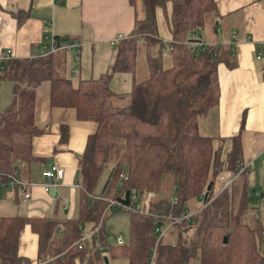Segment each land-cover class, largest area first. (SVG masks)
<instances>
[{
  "label": "trees",
  "instance_id": "1",
  "mask_svg": "<svg viewBox=\"0 0 264 264\" xmlns=\"http://www.w3.org/2000/svg\"><path fill=\"white\" fill-rule=\"evenodd\" d=\"M127 3L134 11L136 0ZM215 9L214 0H142L143 17L134 18L130 33L118 41L109 70L94 79H78L76 84L65 77L60 60H54L53 54L65 47L40 57H11L1 64L0 80L11 83V92L8 105L0 111V182L7 183L19 164L41 161L31 148L33 138L44 132L34 124L36 86L41 82H47L50 108L73 110L75 120L94 124V131L79 157L76 176L81 199L75 218L59 225L57 221L0 218V264H29L17 255L18 235L25 224L37 237L38 256L51 259L45 264H77L85 258V264L104 263L99 246L111 259H124L127 264H187L190 250L197 252L198 264H264V229L259 221L254 227L243 222V213L250 209L245 190L234 201L231 184L223 188L215 181L224 171L236 176L242 168L239 138L230 140V150L221 157L212 148L213 138L199 133V118L218 104L217 65L227 54L216 44L188 46L192 40L188 33L200 30ZM158 11L163 13L169 35L165 41L158 38ZM10 15L18 26L28 17L22 11ZM139 42L145 49L147 77L133 82L128 93L114 94L110 78L133 70ZM164 45L169 68H162L160 58L149 53L150 47ZM125 99L127 104L113 106L112 100ZM67 134L62 125L60 141ZM107 163L112 166L97 192L98 177ZM164 175L170 177L173 190L169 196L174 203L170 197H156ZM262 186L256 195L264 212V166ZM207 187L202 206L188 212L187 204L202 200ZM131 191L138 200L146 192L155 197L148 204L149 216L118 211L127 214L126 242L121 246L106 243L100 227L78 250L82 226L91 224L92 232L102 214L101 225L114 213L107 200L134 203ZM169 218L183 219L169 226L174 228L173 238L162 237L155 246V229L165 227ZM57 227L62 228L60 236L53 235ZM191 227H195V238L189 242Z\"/></svg>",
  "mask_w": 264,
  "mask_h": 264
},
{
  "label": "crops",
  "instance_id": "2",
  "mask_svg": "<svg viewBox=\"0 0 264 264\" xmlns=\"http://www.w3.org/2000/svg\"><path fill=\"white\" fill-rule=\"evenodd\" d=\"M214 1L216 9L210 24L218 28H215L218 38L206 40L202 27L194 33L196 38L192 40L216 44L227 55L217 65L218 104L198 121L199 133L213 138L212 148L220 152L221 157L230 150V140L238 137L242 151L241 170L244 173L250 167L247 166L249 162H254L264 150V0ZM18 11L28 15L19 26L10 15ZM135 16L127 0H0V54L10 51L13 59L40 57L46 55L51 43H56L67 46L58 53L61 57L67 50V60L73 56L77 59L74 63L80 65L88 51V69H85V62L78 69L71 66L68 73L79 72L78 79H94L108 71L113 62L115 52L107 42L115 35H128ZM158 38L167 40L169 35L159 31ZM67 39H72V43H62L68 42L65 41ZM157 48L150 47L152 51ZM257 54H260L258 59ZM114 78L113 74L109 89ZM133 78L125 93L135 82ZM10 92L11 83L0 80V111L8 105ZM74 117L71 109L50 108L47 94L44 101L35 105L34 124L44 132L33 138L31 148L32 155L41 161L17 166L15 177L26 185L28 199H23L19 190L11 188L8 181L0 182V218L57 221L58 225L75 218L81 199L76 176L79 157L87 137L94 131V124L77 122ZM62 125L68 130L64 141H60ZM243 161H247L246 167H243ZM50 165L61 169L63 177L52 181L55 186L45 192L43 185L46 180L41 177V172ZM219 175L215 181L231 184L229 181L232 179L226 173ZM92 227L91 224L82 226V236L89 234ZM61 232L62 228L57 227L53 235L60 236ZM98 254L100 258L107 257L108 261L116 260L110 258L105 248ZM17 255L29 264L51 261L49 257L38 256L37 237L27 224L18 235ZM83 261L86 262V258Z\"/></svg>",
  "mask_w": 264,
  "mask_h": 264
},
{
  "label": "rangeland",
  "instance_id": "3",
  "mask_svg": "<svg viewBox=\"0 0 264 264\" xmlns=\"http://www.w3.org/2000/svg\"><path fill=\"white\" fill-rule=\"evenodd\" d=\"M177 1H181V0H177ZM170 5H171L170 3L167 5L168 9H170ZM134 13L136 15L135 18L137 17L136 19L142 18V16H143L142 0H136L135 6H134ZM211 15L212 14H209L206 16V22L203 25V28L201 31L206 35V40H207V38H209V39H217L218 38L217 31L215 30V28H217V27L210 24ZM156 17H157L158 33H159V31H162V32L168 34V31H167L166 25H165V21H164V17H163V13L159 12V11L156 12ZM213 24H215V21H213ZM196 31H198V30H196ZM196 31H194V33ZM201 32H200V34L203 36V34ZM194 33H192V32L188 33V36L190 39L196 38V34H194ZM65 41H68V42H62V43H72L71 41H73V40L67 39ZM162 41H165V40H162ZM192 42H195V41L190 40L187 43H192ZM54 46H56V43ZM109 48L112 51H114L113 47H109ZM144 50L145 49H144L143 45L141 44V42H139L137 45V52H136V56H135V62H134L133 70L131 72H127V74L115 73L114 74L115 78H114L113 82H110V89L111 90H113L114 92L125 93V92H127V86H129V81L132 79V77H134L133 79L135 82H140L145 77L147 70H146V61H145ZM149 50H150L149 53H150L151 57L160 58L162 68H169L170 67L171 62H170V58H169V55H168V52L166 50L165 45L159 49L157 48L154 51H152V49H149ZM64 53L65 54L62 55V59L59 56V54H57V53L53 54L54 60H55V58L60 60L59 62L61 64V66H63L65 68V77L70 79L71 81H73V83L76 84V82H77L76 80L79 77V72L76 74H69L68 69L71 66H74L76 69H78L80 67V65L84 66L85 62H86L85 69H88L89 52L86 51V57H84V61H83V57H82V60L80 61V65H78V63H74L77 61V59L73 56L71 57V59L67 60L68 59L67 50ZM71 53H73V52H71ZM107 70H109V69H107ZM57 72L58 71L56 70V74H57V76H59V74ZM84 76H87V75H84ZM47 87H48L47 82H41L40 84H38L36 86V105H39L42 101L45 100V97L47 94V92H46ZM127 102H128L127 99H125V100H112L113 106H115V107L123 106L124 104H127ZM199 119H200L199 120V122H200L202 118H199ZM246 162L247 161H243V167H246ZM111 166H112L111 163H107L103 167V169H102V171L98 177V180H97V184H96V190L97 191L100 190ZM247 166H250V167L248 168V170L246 172L244 171V173H243L242 170L240 169L239 173L236 176H233L234 178H232V176L230 178L229 173H227L225 171L223 173H226L227 174L226 176H228L229 179H232V181H229V182H231V186L229 189H230V191H233L234 201H237L239 199V196L242 192V189L245 190V202L250 209L247 210V212L243 213V217H242L243 222L247 223L250 227H252V226L254 227L256 224V221H259L260 225L264 229V212L262 211L261 198H260V196L256 195L257 192H260L263 190L262 176H263V166H264V155L263 154L257 155L254 159V162H252L251 164L249 162V165H247ZM121 176H124V175H121ZM221 183H222L221 184L222 187H224L225 182H221ZM226 183H228V182L226 181ZM172 190L173 189L171 186L170 177L164 175L161 178L159 192L157 193L156 197H170L169 195L172 194ZM150 193H152V192H150ZM154 197L155 196L153 194L152 199H154ZM201 206H202V201H198V200L193 201V202L187 204V211L192 213L195 210H198ZM148 208H149V206H148ZM113 212L114 213L108 215L103 221V232H104V235L106 238V243L113 245L114 244V236H116V235H120L121 239L123 240V243H125L126 239H127V230H128L127 214L124 212H118L116 207L113 208ZM168 228H166V227L161 228V232L164 233L163 234L164 235L163 240H165L166 237L173 238L172 233L174 231V228H171V229H168ZM194 231H195V227H191L190 229L187 230V238H188L187 240L189 242H191L195 238V232ZM151 260H152V257H151ZM97 264H104V263L98 262ZM107 264H126V260H124V259L110 260L109 259ZM187 264H198V254L196 251L190 250L188 260H187Z\"/></svg>",
  "mask_w": 264,
  "mask_h": 264
},
{
  "label": "built area",
  "instance_id": "4",
  "mask_svg": "<svg viewBox=\"0 0 264 264\" xmlns=\"http://www.w3.org/2000/svg\"><path fill=\"white\" fill-rule=\"evenodd\" d=\"M124 38L125 37L122 36V35H115L114 37L109 39L107 44L110 47H115L117 45L118 41H120V40H122ZM187 45L191 46V47H200L202 45V43H200V42H192V43H187ZM63 47L66 48L67 46L61 45V47L58 48V47H55L51 43L50 46L46 49V55L51 54V53H55L58 50L63 49ZM259 57H260V54H257L256 59H258ZM10 58H11L10 51H5L4 53L0 54V71H2L1 64L3 62H5L6 60H9ZM262 154L264 155V150L262 151ZM15 175H16V171H14V176H9L8 177V185L11 188L18 189L19 190V194L21 195V197L23 199H28L29 198V193H28L26 185H24L22 182H20V180H18L15 177ZM41 177L44 180H46V183L43 185V189H44L45 192H47L50 188H53L55 186L54 182H52V181L59 180V179H61L63 177V172L56 165H50L48 168L44 169L41 172ZM119 177L121 179L124 178V176H121V175ZM218 178L221 181L223 180L222 176H220V175H219ZM227 186H229V184H225L223 188H225ZM130 198H131V200L134 201V203H130L128 205H121L120 203H117V202H115L113 200H107L108 201V206L109 207L110 206L116 207V208H118V211H128V212L139 214V215H143V216H149L148 204H149V201L153 198V194L152 193L146 192V193H144L142 195L141 199L138 200L135 192L131 191ZM170 201H171V203H174V199L172 197H170ZM102 217H103V214L101 215V217H100V219H99V221H98V223H97V225L95 227V230L90 232L89 234H86L83 237H81L80 240L76 243V247H77L78 250H80L82 248L83 242H89L91 240L92 234L100 229ZM182 219L183 218H179V219H177V218H169L168 219L169 223L165 227L168 228L169 226L179 222ZM155 232L157 234V239H156V242H155V246H156L158 240L164 236L163 235L164 233L161 232V227L155 229ZM114 244L116 246L123 245V240L121 239V236H119V235L114 236ZM103 250H104V247H101V246L98 247V252L101 253ZM152 252H154V248L152 249ZM77 264H85V262L83 261V262H79Z\"/></svg>",
  "mask_w": 264,
  "mask_h": 264
},
{
  "label": "water",
  "instance_id": "5",
  "mask_svg": "<svg viewBox=\"0 0 264 264\" xmlns=\"http://www.w3.org/2000/svg\"><path fill=\"white\" fill-rule=\"evenodd\" d=\"M206 190H207V191L203 194V197H202V203L205 202V199H206V197H207V192H208V190H209V187H207ZM50 193H51V191H50ZM52 195H53V191H52ZM222 241H223V243H224V242H225V239H223ZM103 260H104V263H106L105 258H103Z\"/></svg>",
  "mask_w": 264,
  "mask_h": 264
}]
</instances>
